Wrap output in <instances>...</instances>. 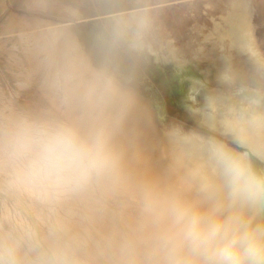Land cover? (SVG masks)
I'll list each match as a JSON object with an SVG mask.
<instances>
[{
  "label": "bare ground",
  "instance_id": "obj_1",
  "mask_svg": "<svg viewBox=\"0 0 264 264\" xmlns=\"http://www.w3.org/2000/svg\"><path fill=\"white\" fill-rule=\"evenodd\" d=\"M226 3L229 9L227 13L225 11L222 22L202 36V42L211 40V47L203 50L204 54L209 55L213 50L219 53L222 65L217 67V76L220 79L231 77L229 60L232 51L246 54L257 66L264 68V56L253 37L247 0H226ZM33 4L40 8L46 5L45 0H33ZM128 14L135 26L145 24L144 10L132 9ZM137 32V28L133 27L128 33L134 37ZM17 35L22 50L27 52V59L30 60L27 73L38 74L39 86L54 88L60 79L75 78L95 96L98 114H95L97 126L94 125L96 128L93 129L104 144L103 163L99 166L104 170L98 176L103 186L99 187L124 208L114 210L99 197L87 173L84 178L73 182L78 184L75 194L85 210L68 212L70 218L62 219V226L56 227L62 228L70 240L84 244L92 241L95 247L88 251L94 256L95 264H166L170 240L178 232L172 214L175 205L208 216L239 218L253 226H264V203L248 205L229 200L216 158L217 151L222 150L245 159L249 164L252 162L251 155L264 162V88L256 84L259 80L254 77L251 82L239 80L227 94L220 90L202 94L196 111L198 122L209 130L228 135L243 149L235 146L224 148L218 141L211 140L208 149L199 146L194 154L174 137L170 148L165 145L148 105L131 90L99 72L85 57L69 23L35 17L31 21L23 20ZM136 44L142 46L143 42L138 40ZM160 47L166 49L169 58L179 56L178 48L170 40L160 41ZM198 48L202 49V46ZM36 51L45 54L41 58L35 57ZM149 52L159 56L151 49ZM181 60L179 58L178 62ZM263 68L260 73L264 72ZM194 87L197 90L196 84ZM158 111L162 114V104L158 106ZM13 112H10L15 115L12 117L22 129L35 127L24 116ZM169 149L178 153L179 161H174ZM261 170L264 175V165ZM62 235L55 234L54 239L45 236L51 254L60 264H81ZM16 238L0 227V264H49L45 258L39 257L42 253L31 250L29 245L28 250L26 243L19 240L21 237ZM104 238L107 242H102ZM4 252L8 257H4ZM65 253L69 259H65Z\"/></svg>",
  "mask_w": 264,
  "mask_h": 264
},
{
  "label": "rangeland",
  "instance_id": "obj_2",
  "mask_svg": "<svg viewBox=\"0 0 264 264\" xmlns=\"http://www.w3.org/2000/svg\"><path fill=\"white\" fill-rule=\"evenodd\" d=\"M50 2L47 10L25 5L6 14L0 20V227L15 238L21 237L19 240L26 243L28 250L31 248L40 254L44 253L39 257L45 258L49 264H60L51 254L52 250L45 240L46 235L49 239H54L55 234H63L62 238L67 240L75 259L81 264H95L94 256L88 251L95 247L92 241L87 245L85 242L70 240L66 238L62 228H56L62 226V219L70 218L68 212L85 210L75 194L78 192L75 191L78 184L71 183L72 186L66 185L60 188L61 190L36 192L19 183L16 178L11 145L14 136L22 128L13 118L15 115L10 112L15 111L16 115L24 116L27 122L31 121L32 127L35 126L33 129H66L83 142H99L104 146L94 130L97 126L95 114H98V105L95 103L94 94L85 84L77 82L75 78L60 79V82H57L58 86L54 87L55 91L53 86H39L41 82L37 73H34L35 75L27 73L30 60L27 59V52L22 50L17 35L23 26L20 20L41 17L69 23L77 35L85 57L99 72L131 90L148 105L153 122L165 145L170 148L174 137L194 154L198 152L199 146L208 149L211 140L218 141L217 143L224 148L230 146L241 148L228 135L209 130L198 122L196 111L202 94L213 90L227 94L239 80L251 82L253 77L259 80L256 84L264 88V72L260 73L263 67L257 66L246 54H236L232 51L229 60L231 77L220 79L217 76V67L221 66L222 62L218 51L213 50L209 55L204 54V51L210 49L211 40L202 42L203 33L213 30L215 24L222 22L224 14L229 9L226 0H50ZM58 2L79 10L83 15L78 16L74 9L68 10L65 5L60 4L61 7L59 5L58 7ZM247 5L251 11L253 37L264 56V0H247ZM138 8L145 11L146 22L144 25L135 26L128 12ZM133 27L138 31L134 37L128 33ZM138 40L143 42L142 46L136 44ZM168 40L178 48V57L169 58L166 49L160 47V41ZM200 46L202 49L198 48ZM149 49L157 52L159 56L150 53ZM44 54L43 51H36L34 56L41 58ZM179 58L182 59L181 62H178ZM160 104L163 106L162 114L158 111ZM169 151L172 152L170 154L174 161L180 160L178 153L171 149ZM254 157L251 155V167L257 174L263 175L261 167L264 162ZM99 166L89 172L97 194L114 210L124 208L101 189L102 184L98 176L104 168L101 169ZM60 207L64 208L63 211ZM102 242L107 241L104 238ZM31 255L34 257V254ZM64 255L65 259H69L66 253ZM4 257H8L5 252ZM61 260L64 262L63 258Z\"/></svg>",
  "mask_w": 264,
  "mask_h": 264
},
{
  "label": "clouds",
  "instance_id": "obj_3",
  "mask_svg": "<svg viewBox=\"0 0 264 264\" xmlns=\"http://www.w3.org/2000/svg\"><path fill=\"white\" fill-rule=\"evenodd\" d=\"M103 146L86 143L66 129H21L11 145L16 178L37 192L53 191L84 178L103 163ZM231 202L264 203V175L245 159L217 151ZM178 232L171 238L166 264H264V226L233 217L208 216L175 205Z\"/></svg>",
  "mask_w": 264,
  "mask_h": 264
},
{
  "label": "crops",
  "instance_id": "obj_4",
  "mask_svg": "<svg viewBox=\"0 0 264 264\" xmlns=\"http://www.w3.org/2000/svg\"><path fill=\"white\" fill-rule=\"evenodd\" d=\"M45 1H46L45 8H40V7L36 6L35 4H33V0H0V20L6 14H8L10 12L17 11V10L21 9L25 5L31 6V7L36 8V9L47 10V7H49L51 5V2H50V0H48V1L45 0ZM60 4L61 5H65V4H62V3L58 2L57 6L59 5L61 7ZM65 6H66L65 8L68 9V10L74 9V8L68 6V5H65ZM74 10L78 13L77 14L78 16L83 15V14L80 13L79 10H76V9H74ZM23 20H29V19L28 18H22L20 20V24L23 22ZM29 21H31V20H29ZM134 25H135V23H134ZM2 46H3V42H2Z\"/></svg>",
  "mask_w": 264,
  "mask_h": 264
}]
</instances>
